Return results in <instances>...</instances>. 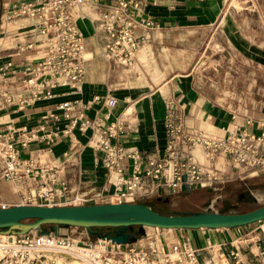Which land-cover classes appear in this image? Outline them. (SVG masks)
<instances>
[{"label": "built area", "instance_id": "obj_1", "mask_svg": "<svg viewBox=\"0 0 264 264\" xmlns=\"http://www.w3.org/2000/svg\"><path fill=\"white\" fill-rule=\"evenodd\" d=\"M86 2L101 10L104 57L133 66L136 51L155 25L152 20L137 18V0H13L3 9L0 28L5 19L11 23L23 20L12 36L33 33L38 37L35 42L40 54L36 61L20 67L11 60L0 63V111L24 110L50 99L57 86L80 91L85 45L77 20L84 17L82 6ZM139 25L144 28L141 33L135 31ZM33 45L32 41L26 42L22 48ZM17 48L21 50L19 44ZM93 100L100 102L105 112L88 117L84 113L87 106L80 100L62 101L57 107L67 120L62 132L90 131L88 142L102 152L101 162L107 176L113 178L107 181L105 192L94 195L96 203L144 201L160 189L177 193L192 186L214 188L226 181H244L264 173V119L247 117L241 125L209 133L187 122L182 104L165 98L166 146L162 154L153 155L122 144L120 137L127 125L121 115L110 112L116 104L113 96L94 95ZM50 116L57 118L53 113ZM10 130L0 132V181H18L26 174L36 178L20 204H82L84 198L78 195L67 198L69 188L59 167L33 166L32 161L20 157V149L38 137L37 129L23 126L17 137ZM145 228L135 240L124 243L108 237L92 238L88 230L79 235L58 230L41 235L0 231V264H70L71 260L82 264H264V246L256 243L255 235L250 242L236 237L225 251V243H212L209 237L199 248L183 234L167 240L161 235L167 229ZM252 244L256 246L252 248ZM201 253L205 254L203 258ZM215 253L224 260L216 263L212 257Z\"/></svg>", "mask_w": 264, "mask_h": 264}, {"label": "crops", "instance_id": "obj_2", "mask_svg": "<svg viewBox=\"0 0 264 264\" xmlns=\"http://www.w3.org/2000/svg\"><path fill=\"white\" fill-rule=\"evenodd\" d=\"M12 1L0 0L1 15L4 7ZM137 1V18L152 20L155 25L148 30V37L136 51L134 67H125L104 57L105 33L99 22L101 10L86 2L82 6L84 17L77 20L85 45V73L80 91L73 92L68 87L57 86L53 88L55 96L50 99L40 100L24 110L0 111V132L10 128L12 135L17 137L18 130L23 126L37 129L38 137L30 139L26 147L20 149V157L32 161L33 166L50 164L59 167L69 188L67 198L78 195L84 198L82 204L96 203L94 195L105 192L107 181H113V178L107 176L101 162L102 152L88 142L90 131L82 133L73 129L70 133L62 132L67 125V120L57 107L62 101L80 100L87 106L84 110L86 116L93 117L95 112L103 113L106 110L100 102L93 100L94 95L107 93L113 96L116 104L110 112L114 116L121 115L127 125L126 133L120 137L122 144L153 155L162 154L166 146L165 98L182 104L187 122L209 133H221L223 128L241 125L247 117L256 121L264 119L262 47L251 46L246 41L239 42L232 33V51L252 60L256 67L254 71H248L251 81L245 86L246 91L236 93L235 97H231V102L208 93L196 75L198 57L217 36L226 37L229 27L233 25L226 14L228 0ZM19 23L18 20L12 24L18 27L22 24ZM143 30V26L139 25L135 31L141 33ZM12 33L9 41L4 39L6 36L0 37V63L11 60L20 67L36 61L40 54L35 42L38 37L30 32L13 37ZM30 41L34 43L31 48H22ZM18 44L21 50L17 48ZM51 113L57 118L51 117ZM204 125H209L210 129H204ZM251 178L264 181V173ZM35 184L36 178L30 174L18 181L1 180L0 206L20 204L22 197ZM240 184L244 182L232 180L214 188L192 186L179 192L190 196L195 188L212 191L208 202L201 200L196 204L195 211H198L208 209L213 201L221 197L217 196V191L234 189ZM171 194L168 189H160L154 197L144 201H161L163 196ZM241 228H185L173 229V232L175 238L183 234L199 248L205 246V238L209 237L212 243H225L224 250L227 251L229 242L241 237L238 233ZM260 229L255 234L258 238L256 243L264 246V229ZM234 233L238 236L233 237ZM162 234L164 236L165 233ZM255 246L252 244V248Z\"/></svg>", "mask_w": 264, "mask_h": 264}, {"label": "rangeland", "instance_id": "obj_3", "mask_svg": "<svg viewBox=\"0 0 264 264\" xmlns=\"http://www.w3.org/2000/svg\"><path fill=\"white\" fill-rule=\"evenodd\" d=\"M227 17L232 20V27H229L228 33L225 36H217L206 48L200 57H198L195 65L196 75L201 81V86L212 95H216L223 101L231 102L236 93L246 91L245 86L250 82L248 71L255 70V64L252 60L240 56L237 52L232 51L234 48L232 36L235 34L237 41H246L251 46L262 47L264 51V0H228L226 3ZM3 13V12H2ZM0 14V23H1ZM0 28V37H4L9 41L10 34L15 30V26L7 20ZM19 24L22 21L19 20ZM238 31V32H237ZM233 33V34H232ZM238 33V35H237ZM2 40L0 41V43ZM261 50V51H262ZM127 67V66H125ZM129 67H134L129 66ZM209 130L210 126H203ZM259 175V174H257ZM256 176V175H255ZM252 176V177H255ZM250 179V180H249ZM233 188H227L224 191H217V196H221L213 201L212 206H208L207 210H216L230 213H238L251 210L264 204V181L247 178ZM212 197V191L206 189L195 188L190 196L183 193H173L168 196H163L161 201L151 200L148 205L157 212L169 213H185L194 212L196 204L201 200L207 202ZM238 232L241 238L247 240L260 232V228L264 229V220L254 222L242 226ZM115 229V228H110ZM146 228L144 227V230ZM60 232H69L74 235H79L81 232L87 231L86 228H64L57 229ZM53 232V230H51ZM173 229L163 230L164 237L169 240L175 238ZM172 232L170 235L169 233ZM163 236V234H161ZM237 234H233V237ZM91 236V234H90ZM238 236V235H237ZM92 237V236H91ZM94 236L92 238H95ZM226 250V249H225ZM205 254H202V258ZM216 263L224 260L223 256L219 259L218 254H212ZM208 260V256L204 258ZM209 262V261H208ZM210 263V262H209Z\"/></svg>", "mask_w": 264, "mask_h": 264}, {"label": "water", "instance_id": "obj_4", "mask_svg": "<svg viewBox=\"0 0 264 264\" xmlns=\"http://www.w3.org/2000/svg\"><path fill=\"white\" fill-rule=\"evenodd\" d=\"M264 220V204L248 211L230 213L212 210H198L189 213H160L144 202H108L72 205L15 204L0 206V231L47 234L43 224H52L53 232L58 225L82 227L96 234L94 227L106 230L98 235L113 242L124 243L135 238L126 232L128 227L141 226L163 229L234 228ZM143 233V230H142ZM141 233V234H142Z\"/></svg>", "mask_w": 264, "mask_h": 264}, {"label": "trees", "instance_id": "obj_5", "mask_svg": "<svg viewBox=\"0 0 264 264\" xmlns=\"http://www.w3.org/2000/svg\"><path fill=\"white\" fill-rule=\"evenodd\" d=\"M136 202H144V203H147V201H142V200H138V201H136ZM148 204V203H147ZM167 213H169V212H167ZM172 213V212H171ZM185 213H189V212H185ZM58 227H61L60 225H58ZM42 228L44 229V230H48V231H50V230H52V228H53V225L52 224H43L42 225ZM99 228V229H98ZM1 229H3V228H0V230ZM93 229H95L96 230V234H92L91 236L92 237H94V236H98V235H100V234H103V233H105V232H107V231H109L110 233H114L115 232V230L116 229H109V230H106L105 228H103V227H94ZM142 228H141V226H131V227H128L127 228V230H126V232L131 236V238L133 239V238H136V237H138L139 235H141V233H142Z\"/></svg>", "mask_w": 264, "mask_h": 264}, {"label": "bare ground", "instance_id": "obj_6", "mask_svg": "<svg viewBox=\"0 0 264 264\" xmlns=\"http://www.w3.org/2000/svg\"><path fill=\"white\" fill-rule=\"evenodd\" d=\"M27 59V58H26ZM115 200V199H114ZM99 229V228H98ZM70 264H82V263H80L79 261H77V260H71L70 261ZM207 264H210L208 261H207Z\"/></svg>", "mask_w": 264, "mask_h": 264}]
</instances>
